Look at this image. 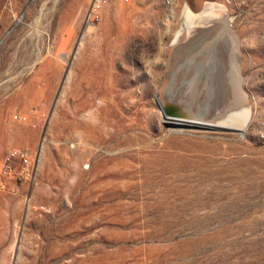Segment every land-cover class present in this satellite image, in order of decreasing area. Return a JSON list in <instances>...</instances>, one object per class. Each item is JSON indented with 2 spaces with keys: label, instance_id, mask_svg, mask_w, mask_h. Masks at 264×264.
I'll return each mask as SVG.
<instances>
[{
  "label": "rangeland",
  "instance_id": "rangeland-1",
  "mask_svg": "<svg viewBox=\"0 0 264 264\" xmlns=\"http://www.w3.org/2000/svg\"><path fill=\"white\" fill-rule=\"evenodd\" d=\"M11 146L0 264H264V0H0Z\"/></svg>",
  "mask_w": 264,
  "mask_h": 264
},
{
  "label": "built area",
  "instance_id": "built-area-1",
  "mask_svg": "<svg viewBox=\"0 0 264 264\" xmlns=\"http://www.w3.org/2000/svg\"><path fill=\"white\" fill-rule=\"evenodd\" d=\"M33 114L35 110L29 109L15 117L24 120ZM40 156L41 146H38L35 152L25 147H9L0 159V190L13 189L18 183H33Z\"/></svg>",
  "mask_w": 264,
  "mask_h": 264
},
{
  "label": "bare ground",
  "instance_id": "bare-ground-1",
  "mask_svg": "<svg viewBox=\"0 0 264 264\" xmlns=\"http://www.w3.org/2000/svg\"><path fill=\"white\" fill-rule=\"evenodd\" d=\"M225 37V36H224ZM220 39V38H219ZM231 43V42H230ZM220 52V51H219ZM224 52V51H222ZM205 56V55H203ZM220 56V55H219ZM227 56V55H226ZM211 56H208L206 57L205 59H211L210 58ZM228 57V56H227ZM214 60V58H213ZM230 64V63H229ZM233 67V66H232ZM212 69V68H211ZM232 71V70H231ZM235 74V73H234ZM230 75V74H228ZM233 83V82H232ZM235 84V83H234ZM237 84V83H236ZM236 84L235 86L233 87L234 89H236L235 91H237V88H236ZM226 87V86H225ZM222 94H224V92H222ZM240 97V96H239ZM161 99V98H160ZM240 100V99H239ZM227 101V100H226ZM161 102V105H162V108H160L164 113H170L172 111L171 107H173L172 104L170 103H164V106H163V103H162V100H160ZM159 105V104H158ZM229 105L225 104V102H223L222 104L218 105V109L221 110V112L225 111ZM232 110V109H230ZM226 112V111H225ZM173 115V114H171ZM205 115V114H204ZM174 116H178L177 118H180V119H177V118H171L170 117H166L167 121L172 124V125H183V126H189V127H202V128H209V129H214V130H231V131H239L241 132L242 131V128H240L239 126H233V125H226L225 123H223V121L221 122H207L209 120H200V119H197V118H194L192 117L193 115L188 113L187 111H184L182 114L179 115H174ZM206 116V115H205ZM203 116V117H205ZM223 119V118H222Z\"/></svg>",
  "mask_w": 264,
  "mask_h": 264
}]
</instances>
